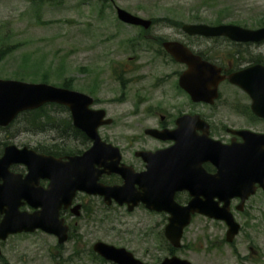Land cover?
Masks as SVG:
<instances>
[{"label": "rangeland", "instance_id": "obj_1", "mask_svg": "<svg viewBox=\"0 0 264 264\" xmlns=\"http://www.w3.org/2000/svg\"><path fill=\"white\" fill-rule=\"evenodd\" d=\"M116 6L154 19L151 34L160 32L166 39L178 38L196 49L216 43L188 36L179 28L183 23L257 28L264 21V0H0V39L10 52L0 63V77L58 86L72 79L73 89L92 95L97 100L94 107L106 109L113 118V124L101 127L100 134L118 146L124 143L122 136L147 126L125 117L159 66L146 67L149 55L130 47L127 39L137 36L139 28L121 22ZM137 54L138 62H126ZM169 69L179 67L170 64ZM144 76L148 78L139 82ZM119 77L129 80L125 82L127 103L121 102L124 88ZM248 101L240 89L224 86V96L216 103L218 118L228 117L227 124L241 125L242 117L230 116L234 115L231 104L238 102L241 107ZM37 116L25 112L8 127L0 126V150L5 143L61 152L83 151L91 145L70 136L74 132L66 108L47 105L41 119ZM255 123L256 129L264 131L263 122ZM78 202L85 207L79 217L63 213L71 227L66 242L59 244L56 236L41 230L15 234L0 243V264H113L93 255L92 246L98 240L124 246L150 264L171 255L163 216L143 208L129 212L116 204L108 207L97 196L80 195ZM232 210L241 223L233 242L226 241L224 222L198 217L186 227L176 254L193 264H264V190L252 196L242 212Z\"/></svg>", "mask_w": 264, "mask_h": 264}, {"label": "water", "instance_id": "obj_2", "mask_svg": "<svg viewBox=\"0 0 264 264\" xmlns=\"http://www.w3.org/2000/svg\"><path fill=\"white\" fill-rule=\"evenodd\" d=\"M116 10L122 22L146 28L152 24L151 19L133 14L122 7L118 6ZM183 26L190 34L227 36L238 41L264 40V27L252 29L232 23L218 25L185 23ZM164 46L176 60L189 65L190 69L183 74L181 84L191 93L192 98L196 101L209 99L208 101L213 102L217 97L218 81L223 79V76H219L220 69L203 60L180 42L167 41ZM213 76L217 77L216 81L213 80ZM206 77V87L203 89L200 87L201 78ZM230 80L240 85L252 97L253 111L264 117V65L255 64L242 69L238 74L231 75ZM93 102L92 96L74 89L45 82L0 78V126H7L23 111L37 109L46 103H57L70 109L74 126L92 140L90 147L82 153L67 156L65 161L53 155L39 153L28 146L19 148L16 145H8L5 148L4 154L0 157V180H2L0 213L3 214L0 220V241L6 240L10 234L41 229L56 235L59 243H64L69 237V226L65 224L60 212L62 208L67 209L72 204L77 191H85L103 196L107 204H111L112 199L120 204L126 203L129 210H133L140 201H143L151 209L167 211L170 216L164 233L174 247H180L184 228L190 224L192 214L195 212L224 221L227 225L226 240L233 242L240 232L241 224L231 210V199L241 198L236 206V209L241 211L246 200L256 193L258 185L264 188V133L238 131L245 139L239 146H214L211 144L214 141L212 139L202 141L203 143L190 139L177 141L173 146L155 152H140L148 162L149 173H164L165 169L170 168H175V171L184 167L191 170L196 164L201 166L204 161H211L218 166L219 171L213 176L214 179L210 184V186L213 184V188L211 187L210 190L209 186L207 190L212 192L209 197L219 196L223 205L198 203L197 198L190 200L187 205H180L173 200V193L167 189L161 192L162 198L157 196V189H153L152 192L145 189L140 177L138 178L130 167L120 164L119 147L104 141L98 132L101 125L110 124L112 119H105L104 109L91 108ZM151 131L158 135L164 134L163 131L156 129ZM173 153L170 160L176 156V153H181L180 158L177 159L178 163L175 160L168 161L169 158L166 161L157 159V157H168ZM26 161L30 164V171L25 177L10 171L9 168L14 162ZM104 173L121 174L125 182L114 185L104 184L99 181ZM41 178L50 180L47 187L40 184ZM137 184L143 188V191L136 187ZM26 203L34 210H22L21 206ZM80 208L81 205L78 204L71 210L79 216ZM93 249L104 259L116 264H149L136 258L133 252L125 247L102 240L94 243ZM158 264L193 263L188 259L172 255L165 257Z\"/></svg>", "mask_w": 264, "mask_h": 264}, {"label": "flooded vegetation", "instance_id": "obj_3", "mask_svg": "<svg viewBox=\"0 0 264 264\" xmlns=\"http://www.w3.org/2000/svg\"><path fill=\"white\" fill-rule=\"evenodd\" d=\"M154 24L155 21L153 20V25ZM132 26L139 28V32L137 36H132L127 39L128 41H131L130 47H132L133 51H136V53L142 52L149 55L145 64L146 67L149 65H157L159 67L157 68V73L149 78V86L141 90L139 94L140 99L136 103H133L131 108L126 113L125 118L130 117L136 119V124L140 125V127H143L145 124H147V126L143 129L142 132L137 133L135 129L133 132H131L130 136H122V138L124 139V143L119 146L121 155L120 164H124L127 167H130L134 171L135 175L138 178L140 177L141 184L145 189H148V191L151 192L153 191V189H157V196L159 198H162L163 196L161 192L164 189H167L168 191H171L173 193V200L180 205H187L189 201L194 198L198 199V203L208 202L215 206L223 205V201L219 196L212 195V197H209L212 192L210 193V191L207 190L214 179L213 176L216 175L219 171L218 166L214 165L211 161H204L201 166H198L196 164V166L191 170L189 168L185 169L184 167L179 169L177 168L178 170L176 171L174 170L175 168H170L165 169L164 173H149L147 172L148 162L144 159L140 152H155L160 149L171 147L177 141H187L190 139L198 140L199 143L212 139L214 141H212L211 144H213L214 146H239V144L243 143L245 139L241 134L238 133V131L249 129L255 132L264 133L263 130H258L253 125L256 121L264 123V117L259 116L253 111L252 97L240 85H237L230 80L231 75L238 74L242 69L251 67L255 64L264 65V40L256 42L238 41L233 40L227 36H205L200 34H190L185 31L182 24L181 26H179V28H181L182 31L188 36H197L201 39H206L207 41L216 43L207 45L205 48L196 49V47H193L191 44L181 39H166L159 35L160 32L151 34L149 31L154 26H149L148 28L140 25ZM167 41H177L184 44L193 53L199 55L203 60L209 61L220 69L219 76H223V79L218 81L217 97L214 98L213 102L208 101L209 99L199 101L194 100L191 93L182 86L181 78L183 74L190 69V67L187 63L176 60V58L166 49L164 43ZM140 59L141 56H139L138 54L130 55L128 56L126 62L135 64ZM170 64L178 66L179 69L168 70V66ZM146 78L148 77H141L138 81H144ZM213 80L216 81L217 77L213 76ZM119 81L121 89L124 88V90L122 89L123 96L121 102L127 103V86L125 82L129 80L127 78L119 77ZM206 82L207 77L201 78L200 87L204 89L206 87ZM188 83H190L189 78ZM224 86L230 89H240L249 99V101L246 104H243L241 107L239 106L238 102H232L231 104V109L233 110L234 115L231 114L230 116L242 117L244 122L241 125L234 124V126H232L227 124V121L229 120L228 117L223 116V118H218V114L216 112V103L224 96ZM96 101L97 100L94 98L92 108L104 109L95 108L94 105L96 104ZM191 104L196 107L192 108ZM226 105H228V103H226ZM104 110L106 111V109ZM106 118H110L107 114V111L105 119ZM111 119L112 122L110 124H103L98 128L100 136L101 127L110 126L113 124V118L111 117ZM151 129L163 131L164 134H154L152 133ZM70 136L75 137V134L71 133ZM101 138L106 142L112 143L102 136ZM8 145H16L19 148L25 146H19L14 143H5L3 148L0 150V157L4 154L5 148ZM74 153L75 152H61L55 154V156L60 157L65 161L67 160L68 155H72ZM180 154L176 153V156L172 160H170V157L174 155V153L168 157H157V159L166 161L169 158L168 161L175 160L177 162V159L180 158ZM9 169L12 173L20 174L25 177L30 171V164L27 161L14 162ZM99 181L107 185H114L124 183L125 178L118 173H104L100 176ZM49 182L50 180L47 178L40 179V184L44 187H47L49 185ZM0 183H2V180H0ZM212 186H210L209 189ZM136 187L139 190L143 191V188H141L139 184H137ZM259 190H264V188L258 185L256 193ZM80 195L90 194L84 191H77L72 199L71 205L80 203L78 202V197ZM254 195H251L246 200V202ZM90 196L99 197L108 207L116 204L120 207H125L127 211L129 210V207L126 203L120 204L115 199H112L111 204H107L104 200V197L101 195ZM240 201V197H233L230 202L231 208H236ZM71 205L67 209H63L62 214H67L70 212L73 216L79 217L72 212ZM80 205L81 215L82 210L85 207L82 203H80ZM22 206L23 209L25 207V204ZM139 208H143L151 214L163 216L166 224L169 221L168 219L170 214L165 210L157 211L156 209H151L147 207V204L143 201H140L139 204L135 206L134 210ZM72 215H70V217ZM198 217L214 220L213 218L205 214L195 212L192 214L191 222H193V220L197 219ZM1 218L2 215L0 214V219ZM69 228L71 230L70 225ZM170 248L175 247L170 245V247L168 248L169 254H171ZM112 263L116 264L115 262Z\"/></svg>", "mask_w": 264, "mask_h": 264}, {"label": "trees", "instance_id": "obj_4", "mask_svg": "<svg viewBox=\"0 0 264 264\" xmlns=\"http://www.w3.org/2000/svg\"><path fill=\"white\" fill-rule=\"evenodd\" d=\"M103 1L110 3L111 0L110 1L109 0H103ZM167 20H169V19H167ZM259 24H260V26L261 25H264V21L261 22V23H259ZM8 49H9V47L5 46V41L2 40V39H0V63L4 60L5 56L10 53ZM44 75H48V74L45 73ZM44 77H46V76H44ZM46 78H48V77H46ZM71 81H72V79H70V78L69 79H66L63 83H61V86L72 88L73 84L71 83ZM51 106H56L58 108L62 107V106L54 105V104H51ZM45 109H46V106L45 107L43 106V107L38 108L36 110L27 111L26 113H29L31 115L36 114V116L39 113L40 115L37 116L36 118L41 119V117L43 116V111ZM69 128H71L70 131L72 130L75 133V135L77 136V139L81 140L82 143H86V142L89 141L88 137L85 135L84 132H82L81 130H79L77 128H74L72 126L71 119H69ZM62 148H60V149H62ZM37 149L40 150V151H42V152H46V153H52V154L61 153V151L59 149H56V150H50V149H46V148H42V149L37 148ZM76 152H80V150H78ZM169 247H170V245H169ZM170 253L171 254L176 253V249L175 248H170ZM95 257L98 258L101 262H103V263L105 262V260L102 259L101 257L96 256V255H95Z\"/></svg>", "mask_w": 264, "mask_h": 264}]
</instances>
